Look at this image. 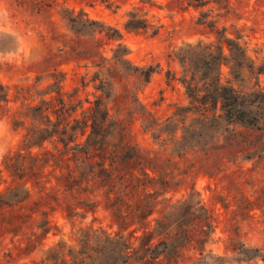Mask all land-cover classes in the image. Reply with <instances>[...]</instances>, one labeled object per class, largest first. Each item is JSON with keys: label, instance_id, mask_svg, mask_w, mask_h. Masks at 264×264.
<instances>
[{"label": "trees", "instance_id": "obj_1", "mask_svg": "<svg viewBox=\"0 0 264 264\" xmlns=\"http://www.w3.org/2000/svg\"><path fill=\"white\" fill-rule=\"evenodd\" d=\"M211 2L229 4V0H172L171 4L177 11H185ZM145 7L162 9L155 0H138L125 13L122 27L126 32L158 34L162 23L150 18ZM59 8L71 34L69 42L61 41L58 46L60 61L51 66V57L44 58L43 70L34 84L15 89L14 99L21 101V109L12 126L21 127L24 134L17 149L1 162L11 184L0 193V212L7 210L0 213V235H15L40 205L49 204L50 195L45 193L22 205L30 197L28 184L41 193L54 179L53 188L62 192L101 198L118 230L114 234L85 233L76 246L60 241L46 249L36 264H159L160 257L168 260V254L177 256L189 248L198 251V263L206 264L212 258L210 251L205 254L213 234L210 214L192 195L175 203L164 197L174 184L175 175L169 168L175 163L137 147L131 140L129 124L119 118L118 110L112 113L111 106L123 99L138 107L143 130L164 151L170 146L171 154L180 159L191 154L225 160L232 148L238 144L243 148L236 127L258 132V145L264 150V89L260 83L264 59L254 58L246 43L228 38L222 31L216 32L213 42L198 40L175 46L170 56L181 69L177 80L188 104L158 120L137 100V93L149 84L157 67L132 65L118 28L90 19L82 10ZM207 16L200 12L197 23L213 31L214 22ZM105 41L115 43L109 56L105 55ZM69 63L84 69L79 84L70 91L65 89L67 73L60 68ZM173 80L175 74L167 71V83ZM130 82L131 93L127 90ZM89 86L92 100L88 95L81 99L79 93ZM7 94L8 90L5 100ZM256 145L252 151L258 150ZM33 148L42 151L33 154ZM195 165L198 163L181 172L183 177L177 182L182 184L189 173H198ZM162 202L166 205L158 210ZM94 204L78 203L88 209ZM50 230L46 212H42L22 250L33 251ZM235 253L238 261L260 257L258 248L243 244Z\"/></svg>", "mask_w": 264, "mask_h": 264}, {"label": "rangeland", "instance_id": "obj_2", "mask_svg": "<svg viewBox=\"0 0 264 264\" xmlns=\"http://www.w3.org/2000/svg\"><path fill=\"white\" fill-rule=\"evenodd\" d=\"M155 1L162 9L145 7L144 10L150 18L159 19L162 28L157 35L147 36L128 33L122 27L125 13L137 5L138 0H64L57 3L52 0H0V193L11 184V179L1 165L2 159L17 149L24 134L21 127L12 126V121L18 117L21 109V101L14 99L15 89L34 84L37 75L43 70L44 58L51 57V66H55L60 61V42H69L71 39L68 25L59 14L61 5L75 12L82 10L90 19L118 28L132 65L157 67L149 84L137 93V100L158 120L166 119L176 107L188 104L184 88L177 80L181 69L170 56L175 46L198 40L213 42L217 39L216 32L222 31L228 38H239L241 43H246L254 58L264 59V1L229 0L227 6L211 2L202 8L190 7L185 11H177L171 4L172 0ZM202 11L207 13V20L214 22L213 31L197 23ZM114 45V42L105 41L106 56L110 55L109 50ZM11 46H14L13 50ZM60 68L67 73L65 89L70 91L75 84H79L84 69L75 68L74 63L64 64ZM167 71L175 74L176 80L167 83ZM260 83L264 89V76L260 77ZM130 85L131 82L127 84V90L131 93ZM6 90L8 94L5 100ZM119 91L122 92V89ZM91 93L92 88L89 86L79 93V97L83 99L88 95L92 100ZM116 110L120 112L119 118L129 124L131 140L137 147L156 153L161 160L171 159L175 163L169 168L175 175L174 184L164 197L170 199V203H175L192 195L210 214L213 234L212 241L206 244L205 254L210 251L212 258L206 264H264V150L258 145L256 136L259 133L236 127L238 140L244 150L238 144L225 160H218L216 156L199 158L191 154L185 160L172 155L170 146L164 151L143 130L137 114L138 107L120 99L111 106L112 113ZM254 144L258 146L256 151L251 149ZM44 146L51 148L49 145ZM41 151L32 149L33 154ZM250 157V160L246 159ZM195 162L198 163L194 167L199 169L198 173H189L182 184L177 182L183 177L181 172L187 167L192 169L190 166ZM165 169L169 171L167 167ZM54 185L55 180L51 179L45 185V190L38 193L28 184L30 197L22 205L31 204L45 193L50 195L49 204L40 205L15 235H0V264H36L46 249L60 241L67 246H76L78 239L85 233L117 232L114 219L101 198L62 192L53 188ZM79 202L97 204L88 209L78 205ZM165 205L166 202H162L158 210H162ZM42 212H46L51 230L40 241V245L27 253L22 248L28 236L36 230ZM0 213H7V210L3 209ZM241 244L258 248L260 257L252 261H238L235 250ZM167 256L168 260L160 257L159 264H200L197 262L200 255L192 248L183 250L177 256Z\"/></svg>", "mask_w": 264, "mask_h": 264}]
</instances>
